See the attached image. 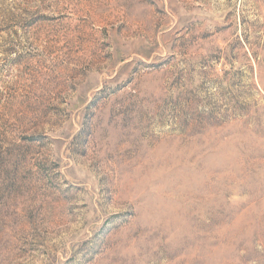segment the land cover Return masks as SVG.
Returning <instances> with one entry per match:
<instances>
[{"label":"rangeland","instance_id":"1","mask_svg":"<svg viewBox=\"0 0 264 264\" xmlns=\"http://www.w3.org/2000/svg\"><path fill=\"white\" fill-rule=\"evenodd\" d=\"M0 264H264V0H0Z\"/></svg>","mask_w":264,"mask_h":264}]
</instances>
